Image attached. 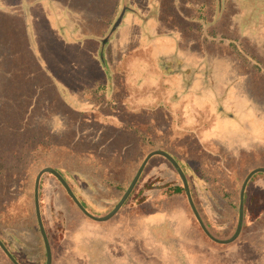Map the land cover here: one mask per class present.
Segmentation results:
<instances>
[{
	"label": "trees",
	"instance_id": "1",
	"mask_svg": "<svg viewBox=\"0 0 264 264\" xmlns=\"http://www.w3.org/2000/svg\"><path fill=\"white\" fill-rule=\"evenodd\" d=\"M50 1L53 5L51 8L46 4L47 0H0V45L8 52L1 55L7 65L1 73L6 93L0 101V225L10 230L23 226L35 227L41 244L40 260L45 264L46 251L34 207V182L42 168L55 169L81 205L96 215L94 207L76 189L77 181L87 183L88 178L95 179L104 186L116 189L118 196L111 199L110 210L127 189L145 156L153 150H164L182 169L192 200L210 233L193 193L200 194L199 199H204L212 208H217L215 198L226 202L227 208L233 212L229 238L237 225L242 182L255 169L249 163L254 157L258 159L261 152L243 151L238 156H230L219 145H212L213 148L209 149L208 142L200 141L193 131L197 126L183 128L180 111L174 112L171 106L164 107L166 97L162 95V89L167 85H160V89L156 90L155 86L144 82L140 88L138 83L148 80V77L139 79L135 84L129 79L133 75L130 70L136 60L142 61L144 67V64L150 65L145 57L147 51L142 48L130 46L112 66L106 65L103 52L96 53L97 48H94L89 61L100 66L102 73L93 78L91 85L77 93L81 96V102H76L58 75L40 62L31 33V19L26 12L27 4L42 3L48 6V13L44 17L51 16L53 24L50 27L64 39L68 47V40L79 39L93 41L96 45L97 37H91V34L104 35L113 27L116 30L120 22L121 0H92L90 11L96 13V18L82 25L76 24L73 17L68 19L58 13L60 5H64L63 11L67 10L70 0ZM245 1L262 9L259 7L261 0ZM157 2L158 19L164 31L170 30L179 35L184 46L192 41L195 48L211 62H215L217 57H232L240 65V75L249 77L252 83L250 91L264 95V58L250 47L245 38L238 37L230 26L231 17L236 11L232 0ZM41 24L49 28L48 21ZM162 62L160 60L158 63L159 68L166 66ZM148 68L153 67L150 65ZM63 122L64 127L61 124ZM93 127L96 138L91 139L88 130ZM155 168L159 172L150 175ZM165 169L172 171V178L165 180L161 177ZM47 177L52 178L64 197L83 217L93 221L80 211L58 179L50 173H43L39 180L40 210L41 192ZM260 177H264V173H255L246 185L244 213L248 208L247 195ZM179 196L183 198L195 226L205 238L214 242L205 235L194 217L176 170L162 156L155 155L148 160L122 206L129 204L138 209L143 208L139 214L148 216L143 221L148 222L150 229L154 226L157 228L160 224H168L171 219H162V215L169 214L165 211L157 216L152 211L163 209L166 202ZM23 203L26 206H21ZM202 210H205L204 207ZM207 217L209 221L216 220L217 223L231 219ZM263 229V216L256 215L246 223L244 214L242 229L234 242L245 239L249 234V238L259 239ZM156 234L159 239L157 242L163 244L165 238L159 232ZM0 240L17 261L1 235ZM58 240L55 239L56 242ZM170 244L177 247L179 243ZM0 253L9 264H13L1 248Z\"/></svg>",
	"mask_w": 264,
	"mask_h": 264
},
{
	"label": "rangeland",
	"instance_id": "2",
	"mask_svg": "<svg viewBox=\"0 0 264 264\" xmlns=\"http://www.w3.org/2000/svg\"><path fill=\"white\" fill-rule=\"evenodd\" d=\"M85 1L70 0L67 10L63 11L64 5H60L58 13L68 19L73 17L76 24H87L96 18V13L90 11L92 0ZM129 3L138 12L139 18L132 14L127 15L122 28L114 31L110 42L103 48L105 64L115 65L130 46L135 49L147 47L145 57L160 75L158 63L160 60L166 61L163 63L166 69L161 67L165 79L159 77L154 81L155 88L159 90L160 85H164L167 78L174 84L172 94L168 93L166 86L162 89V95L165 94V97L167 94L175 96L172 99H165L164 107L171 106L174 112L180 111V117L184 122L183 128L197 126V130L193 129V131L200 141L208 142L209 149L217 144L230 156H238L243 151L261 152L262 155L258 159L254 157L249 164L250 167L264 168V95L250 91L252 83L246 76L238 79L239 63L227 55L217 57L215 62L202 60L199 54L192 53L197 50L192 41L184 46L179 36L178 38L173 35L168 36L171 31H164L160 22L150 23L149 27L148 20L147 31L149 34L156 31L164 36L147 40V37L142 35L140 17L150 12L151 5L148 0H129ZM251 3L245 0L237 1L235 9L241 17H238V21L232 23L231 27L236 29L238 37L245 38L250 47L264 58V0H261L259 5L262 9H257L256 4ZM27 12L32 19L30 28L40 62L58 75L59 80L76 102H81V96L77 93L91 85L93 78L102 73L100 66L89 61L91 51L94 54V48H97V53L100 42L95 45L90 40H68L67 47L64 39H61L53 27H50L53 24L51 16L44 17V14L48 13L45 5L32 4ZM44 21L49 22V28L41 24ZM240 31H246L247 34ZM247 35L249 37H246ZM90 36L102 35L93 33ZM241 41L245 43L242 39ZM176 48L184 50L182 54L179 51L176 57L185 60L182 63L181 59H177L179 65L175 66V75H170L174 73V68L169 67L170 59L168 60L167 56L173 53L175 57ZM0 53L1 101L6 93L2 85L1 73L7 65V61H4L1 55L8 52L0 45ZM213 57L215 58V55ZM136 61L130 70L133 75L129 79L133 84L147 77L146 69H149L146 64L145 67L142 65V61ZM170 70L172 72H169ZM145 81L148 84L153 82ZM61 124L64 127V122ZM88 131L91 139L96 138L94 127ZM166 150L170 151L167 148ZM158 172L155 168L150 175ZM171 174L170 169H165L161 177L167 180L172 178ZM126 182L127 180L125 184ZM76 189L86 202L94 207L96 210L94 216L107 214L111 210H109L112 205L111 199H116L118 196L116 189L90 178L87 183L82 180L77 181ZM252 190L259 191L263 203L254 213L249 212L248 206L244 213L246 223L256 215H261L264 219V177L253 183L246 204L252 198ZM193 194L213 236L217 239L228 238L232 231L233 212L231 213L227 208L226 202L215 198L217 208L214 209L211 205H207L204 199H199L200 194ZM41 202L42 210L40 207L39 210L46 236L48 234L51 264H264V229L260 240L249 238V234L245 239H238L235 242L214 244L195 226L181 196L169 203L166 202L163 209L152 211L155 216L165 211L169 214L162 215V219L171 220L170 222L167 220L168 224H160L157 228L151 226V229L147 225L148 222L143 221L148 216L143 217L139 214L143 208L138 209L129 204L122 206L117 214L108 220L100 222L88 220L70 204L61 188L49 177L46 178L42 188ZM21 206L24 207L26 204L23 203ZM202 207L206 213L205 210L201 211ZM207 215L211 218L225 220L231 217V219L223 223L214 220L212 223ZM156 232L165 238L166 243L157 242ZM0 235L21 264H42L41 244L35 227L23 226L10 230L0 225ZM56 238H59L57 242ZM174 239L176 241L179 239L177 247L170 244L175 242ZM0 264H9L1 253Z\"/></svg>",
	"mask_w": 264,
	"mask_h": 264
},
{
	"label": "water",
	"instance_id": "3",
	"mask_svg": "<svg viewBox=\"0 0 264 264\" xmlns=\"http://www.w3.org/2000/svg\"><path fill=\"white\" fill-rule=\"evenodd\" d=\"M123 4H124V8L121 11V16H119V19L122 20L123 16L125 15L126 12H134L136 13V10L129 7L127 0H123ZM114 32V27L109 30V32L106 34L105 37L100 39V43H101V49L99 51V53L101 54L103 52V48L106 45V43H108L110 37L112 36ZM155 155H159L162 156L164 158H166L174 167V169L176 170L182 185L184 187V192L187 198V201L189 203V206L196 218V220L198 221L202 231L206 234V236L211 239L212 241L219 243V244H227L230 243L232 241H234L242 228V224H243V216H244V192H245V188L246 185L249 181V179L255 174V173H264V168L263 167H258L255 168L253 170H251L246 177L244 178L241 188H240V193H239V207H238V222H237V227L236 230L234 232V234L227 238V239H217L215 238L206 228V226L204 225L202 219L200 218L198 211L194 205V202L192 200V196L190 193V189L188 186V182L187 179L182 171V169L180 168L179 164L175 161V159L166 151L164 150H153L151 152H149L145 158L143 159V161L141 162L139 168L137 169L135 175L133 176L130 184L128 185L127 189L125 190V192L123 193V195L121 196V198L119 199V201L115 204V206L105 215L103 216H94L91 213H89L82 205L81 203L78 201V199L75 197V195L73 194V192L71 191V189L69 188V186L67 185V183L65 182V180L60 176V174L53 168L51 167H45L42 168L36 175L35 178V182H34V206H35V213H36V218H37V223L40 229V233L44 242V246H45V250H46V264H51V252H50V247H49V243H48V239L45 233V230L43 228V223L41 220V216H40V210H39V201H38V185H39V180L40 177L43 173H50L53 176H55L59 182L62 184V186L64 187V189L66 190L67 194L70 196V198L73 200V202L77 205V207L81 210V212L87 216L88 218L95 220V221H105L110 219L117 211H119V209L122 207V205L124 204V202L126 201V199L128 198L129 194L131 193L133 187L135 186L144 166L146 165V163L148 162V160ZM0 248L2 249V251L6 254V256L10 259V261L13 264H19L14 257L10 254V252L7 250V248L4 246V244L1 242L0 240Z\"/></svg>",
	"mask_w": 264,
	"mask_h": 264
},
{
	"label": "crops",
	"instance_id": "4",
	"mask_svg": "<svg viewBox=\"0 0 264 264\" xmlns=\"http://www.w3.org/2000/svg\"><path fill=\"white\" fill-rule=\"evenodd\" d=\"M233 2H234V9H235V6H236V3H237V1L238 0H232ZM148 2H149V4L151 5V9H150V12H148V14L147 15H145L144 17H140V21H141V31H142V35H145L146 37H147V40H149L150 38H152V40L154 39V38H156V37H161V36H164V34H162V33H156V31H154L153 32V34L151 33V34H149L148 33V31H147V25H146V23H147V21L149 20V23H148V26L150 25V23H152V24H155L156 22H160L159 21V5H158V2H157V0H148ZM48 3V6L51 8L53 5H52V3H51V1L50 0H47V2H46V4ZM127 3H128V6L129 7H131V5H130V3H129V0H127ZM33 4V3H32ZM40 4H42V3H40ZM45 4V9L47 10V5ZM30 6H31V3L29 4ZM30 6H28V4H27V7H26V12H27V10H28V7H30ZM124 8V4H123V0H121V11H122V9ZM132 8V7H131ZM134 9V8H133ZM236 10V9H235ZM233 11V10H232ZM237 11H234V15L231 17V24L232 23H234V22H237L238 21V17L240 18L241 17V14L240 13H236ZM129 14H132V15H135V16H138V18H139V15H138V12L136 11V13H134V12H131V11H129V12H126L125 13V15L123 16V18H122V20H120V22H119V25H118V27H117V29L118 28H122V26H123V22H124V19H125V17L128 15L129 16ZM27 16H28V18L29 19H31L30 18V14H28V12H27ZM32 20V19H31ZM161 23V22H160ZM162 24V23H161ZM163 26V25H162ZM231 26V25H230ZM150 27V26H149ZM116 29V30H117ZM109 30H110V28L104 33V35H102V36H100V37H97V41L98 42H100V39L101 38H103V37H105L106 36V34L109 32ZM116 30H114V31H116ZM234 30H236L235 28H234ZM168 31H170V30H168ZM173 31H171V32H169L167 35L168 36H174V37H176V38H178L177 36H179V35H177V34H174V33H172ZM246 31H240V33H244L245 35L247 34V32L245 33ZM114 33V32H113ZM113 35V34H112ZM91 37H94V36H91ZM112 37V36H111ZM111 37H110V39H109V41H108V43L110 42V40H111ZM246 37H249V35H247ZM250 38H251V36H250ZM152 40H151V42H152ZM108 43H106V45L108 44ZM176 46V45H175ZM149 47V46H148ZM140 48H142L143 50H148L147 49V47H140ZM140 48H138V49H140ZM100 49H101V43H100V47L98 48V53H99V51H100ZM177 49V48H176ZM183 49H185V48H183ZM197 49V48H196ZM177 51V55H175V57L173 56V53L172 54H170V55H168L167 57H168V60L170 59V68H174V73H170V75H175V66L176 65H179V62H177V59H181L182 60V63L184 62V58H178V57H176V56H178V52L179 51H181V54L182 53H184V50H176ZM194 55H196V54H199L200 56H201V59L202 60H207V57H205V55L203 54V52H201V51H198V49L196 50V51H194V52H192ZM157 62H158V60H157ZM164 62H166V61H164ZM164 62H162V64L164 63ZM148 67H150V65H147ZM146 71L148 72V75H147V77H148V80H151V81H153V82H151L149 85H153V86H155L156 84L154 83V81H157V79L159 78V77H161V78H164L165 79V73H162V71H161V68H160V72H161V75L159 74V72H156V70H154L153 68H150V69H146ZM169 72H172V70H170ZM247 77L248 79H249V77L247 76V75H240L239 74V76H238V79L239 78H242V77ZM144 82H146L145 80H143L142 82L140 81L139 83H138V81H137V83L139 84V86L140 87H142V85H143V83ZM165 85H167V89H168V93L170 92L171 94H172V92H173V83L172 82H170V80L167 78V80H166V83H165ZM174 93V92H173ZM172 98H175V96H174V94L173 95H171V96H169V94H167V96H166V99H172ZM73 99V98H72ZM180 115V114H179ZM194 130H197V127H195L194 128ZM253 151V150H252ZM153 239V238H152ZM174 241L175 242H179V239H177V241L174 239ZM216 243V242H215ZM219 244V243H218ZM179 245V244H178ZM218 255V254H217Z\"/></svg>",
	"mask_w": 264,
	"mask_h": 264
},
{
	"label": "flooded vegetation",
	"instance_id": "5",
	"mask_svg": "<svg viewBox=\"0 0 264 264\" xmlns=\"http://www.w3.org/2000/svg\"><path fill=\"white\" fill-rule=\"evenodd\" d=\"M245 193V192H244ZM262 197L259 191L252 190V198L249 200L247 206H249V212H256V209L262 204ZM237 227V225H236ZM242 229V228H241ZM236 230V229H235ZM235 232V231H234Z\"/></svg>",
	"mask_w": 264,
	"mask_h": 264
}]
</instances>
